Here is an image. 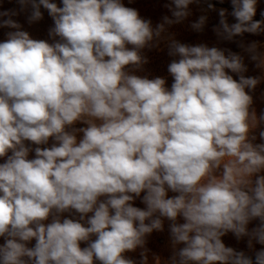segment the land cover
<instances>
[{"label": "clouds", "instance_id": "9594fccd", "mask_svg": "<svg viewBox=\"0 0 264 264\" xmlns=\"http://www.w3.org/2000/svg\"><path fill=\"white\" fill-rule=\"evenodd\" d=\"M193 2L172 0L175 19L165 16L153 28L121 0H62V7L20 0L22 7L31 4L30 21L42 18L41 6L48 10L50 35L59 37L54 43L30 38L11 18L0 21L17 29L0 42V157L12 152L0 164V236L6 238L0 264H93L94 258L134 264L122 254L162 230L161 217L172 221L173 245H185L172 264H253L221 237L231 231L264 244V176L254 184L251 179L264 169V144L249 141L256 117L245 91L257 78L240 75L237 82L225 71H246L235 53L175 40L169 45V54L179 57L168 66L171 90L163 78L125 71L147 62L140 50L166 24L186 18ZM231 2L237 22L229 25L221 9L218 35L231 40L264 31V21L253 20L257 0ZM205 21L201 16L192 27L202 30ZM255 49L253 43L249 51ZM78 120L88 124L79 130V143L65 130ZM50 137L57 144L36 147L29 160L24 141L42 145ZM168 190L178 195L167 198ZM141 192L146 209L131 203ZM70 210L80 220L93 213L88 226L61 222L59 214ZM178 216L185 222L177 223ZM253 218L261 225L249 233ZM92 235L95 241L82 249L80 242ZM255 264H264V250Z\"/></svg>", "mask_w": 264, "mask_h": 264}, {"label": "rangeland", "instance_id": "374dc122", "mask_svg": "<svg viewBox=\"0 0 264 264\" xmlns=\"http://www.w3.org/2000/svg\"><path fill=\"white\" fill-rule=\"evenodd\" d=\"M142 1V0H141ZM129 6L130 8L136 9L139 13V16L142 19L150 20L153 28H156L158 24L163 23V18L165 16L170 19H175L172 15L169 5H172V0H144ZM174 7V5H172ZM190 14L184 18L179 23H173L172 25H165V30L162 32L161 36L151 42V46H147L140 50V55L143 58H146V63L141 64L139 67L134 65H128L125 67V71L129 74H134L140 77H146L148 79H154L157 77H163L169 75L168 66L173 60H178V56H172L169 54V45L171 41L175 40L180 43L197 46V45H206L207 47H216L221 49L220 46V35L214 30L219 27L220 15L219 12L221 8H209L204 0H194L188 6ZM201 16L206 17L205 24L202 30H196L192 27V24L199 21ZM225 18L229 25L236 23L233 19L225 15ZM262 40L259 43H255L256 49L264 48V36H261ZM249 43L248 45H252ZM129 49L132 48L131 45H127ZM264 52V49H263ZM264 54V53H263ZM87 119V118H86ZM99 124L100 121H94ZM75 127L73 134L76 136L77 143L83 138V132L79 131L82 128L88 127V124L84 121L78 120L74 124L70 125ZM264 131V127L263 130ZM264 144V139L261 138L260 142L253 143ZM257 176H264V169L259 173L254 174L251 178L253 184ZM174 197L171 193H168V198ZM101 201L105 200L104 196L99 198ZM132 205L133 202L131 201ZM134 206V205H133ZM80 213L75 210H70L63 217H59L61 222L64 219H73L74 221H79L84 226L87 225V219L93 215V213H88L84 220H80ZM163 228L162 230H153L152 233L145 236V241L147 239H155L156 237H162L160 241L155 242L154 245L144 244L143 247L138 246L134 251H126L122 255L126 259H131L134 261V264H144V256H146V264H172V257L175 252L180 249L179 244L173 245L171 234L166 231L165 227L169 226V221L164 217H161ZM53 218H48L43 221L45 225L51 223ZM184 221L182 216L177 217V222ZM185 222V221H184ZM149 223V221H146ZM261 225V220L259 218H253L247 224V230L249 233H252L254 229L259 228ZM34 227V225H33ZM229 247L239 250H247L249 253L256 256V253L264 250V244H260L255 238L251 235H245L237 237L233 232L229 231L224 236L221 237ZM6 242V238L0 236V245H3ZM26 245H33L31 242H26ZM142 253L144 256H142ZM24 259H28L24 257ZM31 264V261H29Z\"/></svg>", "mask_w": 264, "mask_h": 264}, {"label": "trees", "instance_id": "16d2710c", "mask_svg": "<svg viewBox=\"0 0 264 264\" xmlns=\"http://www.w3.org/2000/svg\"><path fill=\"white\" fill-rule=\"evenodd\" d=\"M140 1L141 0H121V2L125 7H129ZM50 2L56 3L58 7L63 6L62 0H50ZM204 2L208 7L209 5H212L213 6L212 8H221L225 10V13L229 18L233 19V21H237L236 18L232 15L233 5L231 0H204ZM32 11L33 9L30 3L22 7L20 0H0V13H4V12L9 13L8 16H0V21L11 18L13 21H15L20 25L19 30L26 31L29 34L30 38L35 40H45L49 43H54L55 41L59 40V37L54 38L50 35V29L54 27V20L49 15L48 10L45 9L43 6H41L40 11L42 13V18L36 21H30L29 19V17L32 14ZM262 13H264V0H257L256 13L253 17V20L264 21V15H261ZM262 27H264V25H262ZM16 30L17 29L14 28L0 26V42L6 41L8 39L7 34L9 32H14ZM261 36H264V31H261L258 34L245 32L243 34L234 36L231 40L225 39L223 38V36H220V46L222 50L225 51V55H228V53L231 52L241 56L243 60V64L246 68V71H244L243 73H233L231 72V70L228 69H226L225 71L229 75H232L233 79L237 80V82H239L240 75H243L245 78H250V77L257 78L258 80V83L255 86V88L245 89V91L252 97V103L249 109L250 113H254L256 117L255 122L252 123L248 134V138L251 143H256L261 141L260 133L262 132L264 127V119H261V116H264V54H263L264 48L263 49L257 48L255 49V52H251L249 51L251 45L248 44L251 42L252 43L261 42L262 40ZM253 55H256L257 59L254 60L252 58ZM160 78H163L166 81L165 87L168 90H171V86L174 82V78L172 77V75L169 74ZM65 130L73 134V130H75V127L66 126ZM24 144L26 147L30 149L27 158L31 160L36 158V154H35L36 147H40L42 149L51 148L52 145L57 144V142L54 140V138L50 137L47 144L36 145L31 141H24ZM10 155H12L11 150L4 157H0V164L5 163L7 157ZM168 193H171L172 196L178 195V193L168 190L167 198H168ZM132 195L134 196V199L132 201L134 207L146 209V205L143 203V197L144 195H146V192H141L140 196H135L134 194ZM104 199H106V197H104ZM68 212L69 211L60 213L59 217H63ZM54 215H50L49 218H54ZM165 219L170 223L169 226L165 227L166 231H168L170 230L169 227L171 226L172 221H170L167 218ZM182 223H184V221H182L181 224ZM168 233L171 234L170 231H168ZM96 238L97 237L95 235H92L89 241L87 242L81 241L80 247L82 249L88 247L89 243L94 242ZM161 239L162 237H156L155 239H147L145 243L154 245L155 242L158 243V241H160ZM29 242H31L33 245H26L28 248H33L36 244L35 238H33ZM222 242L225 244L226 247H229L228 244L223 239ZM179 246L181 249L185 245L179 244ZM234 250L237 252H243L246 256L250 257L253 260V264H255V255L249 253L247 250H239V249H234ZM93 264H101V262L94 258Z\"/></svg>", "mask_w": 264, "mask_h": 264}]
</instances>
